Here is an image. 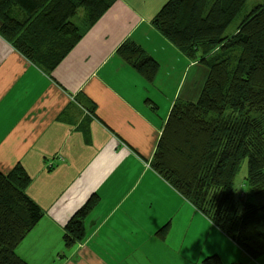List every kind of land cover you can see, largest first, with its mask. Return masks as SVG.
Returning <instances> with one entry per match:
<instances>
[{"label":"crops","instance_id":"crops-1","mask_svg":"<svg viewBox=\"0 0 264 264\" xmlns=\"http://www.w3.org/2000/svg\"><path fill=\"white\" fill-rule=\"evenodd\" d=\"M166 1L116 0L89 30L72 19L84 35L50 74L0 36V172L19 165L43 213L15 250L27 264H264L150 167L172 104L199 95L187 96L189 61L158 22ZM127 41L157 63L153 82L117 55ZM91 198L83 241L65 247V225Z\"/></svg>","mask_w":264,"mask_h":264},{"label":"trees","instance_id":"trees-1","mask_svg":"<svg viewBox=\"0 0 264 264\" xmlns=\"http://www.w3.org/2000/svg\"><path fill=\"white\" fill-rule=\"evenodd\" d=\"M115 1L0 0V36L49 73L84 35L71 21L77 11L83 10L89 30ZM246 1L167 0L159 9L171 43L187 59L198 60L208 75L195 102L172 104L150 167L255 258L264 252V203H238L233 176L241 159L246 173L238 191L264 194V65L257 63L264 60V3L251 9L232 34L225 33ZM235 52L239 56L231 60ZM116 53L153 82L157 63L138 45L124 42ZM29 184L19 165L0 172V264H27L15 250L43 216L27 196ZM96 201L89 199L65 225V247L83 240L84 221ZM202 264L221 262L210 256Z\"/></svg>","mask_w":264,"mask_h":264},{"label":"rangeland","instance_id":"rangeland-1","mask_svg":"<svg viewBox=\"0 0 264 264\" xmlns=\"http://www.w3.org/2000/svg\"><path fill=\"white\" fill-rule=\"evenodd\" d=\"M209 1V3H212V1L213 0H208ZM264 3V0H247L246 2H245V4L243 5V7H242V9L240 10V12L236 15V17H235V19L231 22V24L228 26V28H227V30H226V34L227 35H229V34H232L234 31H235V29H236V26L239 24V22L241 21V19L247 14V13H249L250 12V10L251 9H253L255 6H257V5H261V4H263ZM82 12H83V10H81V9H79L78 11H77V13H76V15H75V17L73 18V22L76 24V25H78V26H80L81 24H82V18H81V16H82ZM80 14H81V16H80ZM158 19V22H160V24H162V20L158 17L157 18ZM154 21H156V19L154 20ZM82 39V38H81ZM9 43V42H8ZM10 44V43H9ZM11 45V44H10ZM248 49H249V51L250 52H252L253 51V49H254V45L253 44H249L248 45ZM70 54V53H69ZM68 54V55H69ZM67 55V56H68ZM66 56V57H67ZM184 56V55H183ZM237 56H239V54L237 53V52H235V53H231V60L234 58V57H237ZM65 57V58H66ZM185 57V56H184ZM63 59V61H61V63H63L64 62V60H66V59ZM186 58V57H185ZM29 61V60H28ZM187 61H189V64L185 67V71H187L188 73H187V79H186V83L185 84H189L190 82H191V79L192 80H194V79H196V82H197V85L196 86H194L192 89V92H190L187 96H190L191 94H193V97H194V99L196 98V96L198 95V93L200 94V91H201V88H202V86H203V84H204V81H205V79H206V77H207V75H208V69L206 68V67H204L203 65H201L200 63H199V61L198 60H189V59H187ZM30 62V61H29ZM190 62H192V63H190ZM32 63V62H31ZM60 63V64H61ZM257 63L259 64V65H264V60H257ZM33 64V63H32ZM60 64H58L56 67H55V69L57 70V69H59V67H60ZM194 64H196L197 66H199V72L197 71V72H195V70L194 69H191L193 66L192 65H194ZM34 65V64H33ZM55 69H53V70H55ZM52 70V71H53ZM202 70V74L200 73V71ZM51 71V72H52ZM204 71H206V75L204 74ZM51 72H49V73H45V74H50ZM185 75H186V73H185ZM165 79L164 78H162V80H160V82L161 83H164L163 81H164ZM165 83H166V85L165 86H168V82H166L165 81ZM170 83H171V80H170ZM198 97H199V95H198ZM198 97H197V99H198ZM196 99V100H197ZM177 100H181V101H187V102H195V101H189V100H185V99H177ZM238 161H239V163H237V169H236V173H235V175L233 176V185H234V187L235 188H237L236 189V194H235V198H236V200H237V202L238 203H244V202H250L251 204H262V203H264V194L263 195H251V193H250V190L249 189H247V188H245V189H243V191H238L240 188H242V186H240V184L242 183V177L245 175V173H246V167H243V162L241 161V159H238ZM243 175V176H242ZM244 225H245V221L243 222V225H242V227L244 228ZM201 226V225H200ZM242 228V229H243ZM30 232V231H29ZM29 233H27V235H28ZM26 235V236H27ZM25 236V237H26ZM84 236H85V234H84ZM24 237V238H25ZM83 239H84V237H83ZM24 240V239H23ZM22 240V241H23ZM21 241V242H22ZM83 241V240H82ZM81 241V242H82ZM20 242V243H21ZM19 243V244H20ZM80 243V242H79ZM74 245H76V244H74ZM73 245V246H74ZM261 245H263L264 246V241H263V243L261 244ZM60 252V250H58V251H56L55 253H59ZM60 254V253H59ZM21 256L22 257H24V258H26V256L25 255H23V254H21ZM60 256V255H59ZM38 257H40V258H42V259H44L45 257H49V255L48 254H44L43 256H38ZM55 259H53V261L54 260H56V256L54 257ZM49 259H51V258H49ZM48 261V258L46 259V262ZM50 264H58V262H49ZM49 263H47V264H49ZM71 264H75L73 261H71Z\"/></svg>","mask_w":264,"mask_h":264}]
</instances>
